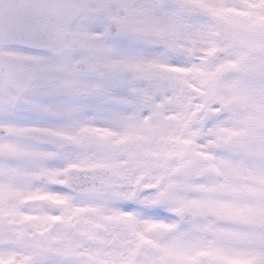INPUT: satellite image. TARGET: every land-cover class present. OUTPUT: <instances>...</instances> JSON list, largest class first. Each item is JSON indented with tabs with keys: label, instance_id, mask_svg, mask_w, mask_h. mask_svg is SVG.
I'll use <instances>...</instances> for the list:
<instances>
[{
	"label": "snow or ice",
	"instance_id": "6c2138e0",
	"mask_svg": "<svg viewBox=\"0 0 264 264\" xmlns=\"http://www.w3.org/2000/svg\"><path fill=\"white\" fill-rule=\"evenodd\" d=\"M0 264H264V0H0Z\"/></svg>",
	"mask_w": 264,
	"mask_h": 264
},
{
	"label": "rangeland",
	"instance_id": "374dc122",
	"mask_svg": "<svg viewBox=\"0 0 264 264\" xmlns=\"http://www.w3.org/2000/svg\"><path fill=\"white\" fill-rule=\"evenodd\" d=\"M86 4H88L89 0H84ZM88 17V16H87ZM84 22V23H83ZM91 24L90 20H82V23L80 24V26L75 29V34L77 33H89V34H93L91 33V31L89 30V25ZM98 31V30H95Z\"/></svg>",
	"mask_w": 264,
	"mask_h": 264
},
{
	"label": "water",
	"instance_id": "95a60500",
	"mask_svg": "<svg viewBox=\"0 0 264 264\" xmlns=\"http://www.w3.org/2000/svg\"><path fill=\"white\" fill-rule=\"evenodd\" d=\"M79 3H81V1L79 0ZM83 11H79V12H73L71 14V21L69 23L68 29L80 18L81 14Z\"/></svg>",
	"mask_w": 264,
	"mask_h": 264
}]
</instances>
